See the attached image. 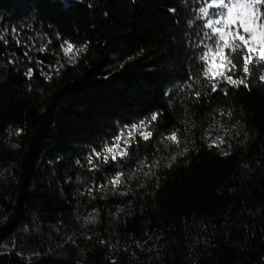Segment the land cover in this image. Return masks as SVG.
I'll use <instances>...</instances> for the list:
<instances>
[{"label":"trees","instance_id":"1","mask_svg":"<svg viewBox=\"0 0 264 264\" xmlns=\"http://www.w3.org/2000/svg\"><path fill=\"white\" fill-rule=\"evenodd\" d=\"M202 2L0 0V264H264V65L204 75Z\"/></svg>","mask_w":264,"mask_h":264},{"label":"snow or ice","instance_id":"2","mask_svg":"<svg viewBox=\"0 0 264 264\" xmlns=\"http://www.w3.org/2000/svg\"><path fill=\"white\" fill-rule=\"evenodd\" d=\"M198 11L201 15H198L197 19L203 20L202 29L206 28L209 30L204 31L203 35L211 41V45L205 44L204 47L212 51L213 54L211 71H205L204 75L211 79L222 78L228 84L234 86L244 84L247 75L250 73V66L254 68L264 65V0H203ZM3 39L4 37L0 36V40ZM64 43L67 47L61 45V48L64 55L69 57V63L73 62L76 56L87 49L86 43L80 47L68 41ZM44 50L43 48L39 49V51ZM73 52H75V55H70ZM27 55L25 53V56ZM206 56L207 52L202 54L200 59L203 61ZM237 58L239 59V64L236 62ZM11 62L14 63V61ZM60 67H63V65L56 68L57 73ZM233 70L242 72L243 76L233 78V75L230 74ZM32 75L33 69L28 68L25 76L31 79ZM41 75H44L49 80L52 79V76L43 72V70H41ZM261 79L264 80V76H261ZM211 87L213 91L216 90L215 84H212ZM156 119L157 115L153 114L151 120L154 121ZM137 128V125L131 126L133 130ZM20 131L22 130H17L16 134L18 135ZM139 134L144 140H148L152 135L151 132L144 131ZM123 136L124 133L121 131L116 136V141H121ZM129 136H131V133H129ZM166 139L179 144L175 133L166 137ZM217 139L221 144L224 143L222 137H217ZM123 144V148L119 144L106 147V152L112 154L111 159L113 161L117 159V150H119L121 158L127 155V147L130 146L129 141L124 140ZM93 151L95 152V150ZM95 155L98 158H102L105 162L108 160V156L101 157L100 153H95ZM172 159L174 160L175 156ZM91 162V158H89V163ZM120 175H123V173ZM119 182V176L111 181L113 185ZM98 187L102 189L104 186L100 185ZM94 219L95 217H92V220Z\"/></svg>","mask_w":264,"mask_h":264},{"label":"rangeland","instance_id":"3","mask_svg":"<svg viewBox=\"0 0 264 264\" xmlns=\"http://www.w3.org/2000/svg\"><path fill=\"white\" fill-rule=\"evenodd\" d=\"M210 56H211L210 61H211V65H212V62H213V54H212V52H211V55ZM119 142L121 143V141H118V144L120 145L121 148H123L122 147V144H120ZM116 155H119V150H117Z\"/></svg>","mask_w":264,"mask_h":264}]
</instances>
